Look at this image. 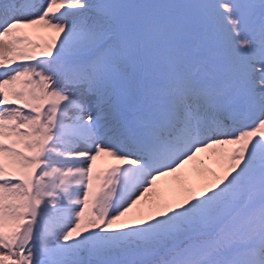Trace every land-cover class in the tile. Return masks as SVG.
Instances as JSON below:
<instances>
[{
    "label": "snow or ice",
    "instance_id": "obj_1",
    "mask_svg": "<svg viewBox=\"0 0 264 264\" xmlns=\"http://www.w3.org/2000/svg\"><path fill=\"white\" fill-rule=\"evenodd\" d=\"M0 264H264V0H0Z\"/></svg>",
    "mask_w": 264,
    "mask_h": 264
},
{
    "label": "rangeland",
    "instance_id": "obj_2",
    "mask_svg": "<svg viewBox=\"0 0 264 264\" xmlns=\"http://www.w3.org/2000/svg\"><path fill=\"white\" fill-rule=\"evenodd\" d=\"M206 162H209L210 163V165H211L210 168L212 170L219 171V169L217 168V166L214 163V161L209 160L206 157H204V163H206ZM192 169H194L193 174L195 173L194 178L193 177H190V176L189 177L192 178V179H196L199 176V171L197 172L196 169L193 168V166H192ZM184 172H185V170H184ZM170 178L171 177H169V179H168L169 181H170ZM165 180H167L166 177L163 178L161 181H158V185H159V188L161 190V193H163L164 195H166L168 197L177 196L176 193L173 191V187H172L171 182H169V186H167V184H166L167 181H165Z\"/></svg>",
    "mask_w": 264,
    "mask_h": 264
},
{
    "label": "bare ground",
    "instance_id": "obj_3",
    "mask_svg": "<svg viewBox=\"0 0 264 264\" xmlns=\"http://www.w3.org/2000/svg\"><path fill=\"white\" fill-rule=\"evenodd\" d=\"M110 162H112V161H109L108 163H110ZM186 166H187V169L191 170L190 169V167H191L190 165H186ZM196 171L198 172V169H196ZM190 174H193V171H190ZM194 175H195V173H194ZM167 182H168V180H167Z\"/></svg>",
    "mask_w": 264,
    "mask_h": 264
},
{
    "label": "trees",
    "instance_id": "obj_4",
    "mask_svg": "<svg viewBox=\"0 0 264 264\" xmlns=\"http://www.w3.org/2000/svg\"><path fill=\"white\" fill-rule=\"evenodd\" d=\"M173 181H174V178H173ZM174 186H175V190H176V192H177V196H178L180 193H179V190H178V185H176L175 182H174ZM162 194H163V193H162ZM163 195H164V194H163Z\"/></svg>",
    "mask_w": 264,
    "mask_h": 264
}]
</instances>
